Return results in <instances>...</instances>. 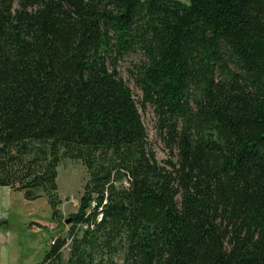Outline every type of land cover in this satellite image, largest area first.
<instances>
[{"label":"trees","instance_id":"16d2710c","mask_svg":"<svg viewBox=\"0 0 264 264\" xmlns=\"http://www.w3.org/2000/svg\"><path fill=\"white\" fill-rule=\"evenodd\" d=\"M63 158L87 180L39 264H264V0H0V186L55 216Z\"/></svg>","mask_w":264,"mask_h":264},{"label":"rangeland","instance_id":"374dc122","mask_svg":"<svg viewBox=\"0 0 264 264\" xmlns=\"http://www.w3.org/2000/svg\"><path fill=\"white\" fill-rule=\"evenodd\" d=\"M136 59V55H126L119 62L117 71L132 90L136 101H140L141 93L128 74L131 63ZM140 115L148 146L157 162L164 164L166 159H173L176 151L167 147L152 108H141ZM57 171V193L61 203L55 216L45 195L26 200L22 192L0 187V264H39L50 247L51 238L56 235V229L51 230L47 223L53 220L58 228L69 227L64 220L76 211L80 203L87 172L80 161L68 158L60 161ZM62 254L66 260L68 250L64 249ZM114 259L121 263L119 256Z\"/></svg>","mask_w":264,"mask_h":264},{"label":"built area","instance_id":"2783aa9c","mask_svg":"<svg viewBox=\"0 0 264 264\" xmlns=\"http://www.w3.org/2000/svg\"><path fill=\"white\" fill-rule=\"evenodd\" d=\"M125 184H127V183L125 182ZM96 205H97L96 201H95V200H91V201H90V208H89L88 211H90L91 209L95 208ZM101 208H102V207H98V208H97V210H99V211H98V214H97L96 222H99V221L101 220V218H102ZM92 226H93V224H90V225H89V228L92 227ZM77 227H78V229H81V228H82V229H86V228H87V225H86V224H83V225H78ZM57 238H58V237H57ZM57 238H52V239L50 240V245H53V244L55 243V241H56ZM69 242H70V239H68V240L66 241V243L64 244V246L62 247V249H61L62 251H63L64 249H67V246H68Z\"/></svg>","mask_w":264,"mask_h":264},{"label":"crops","instance_id":"0c3cea01","mask_svg":"<svg viewBox=\"0 0 264 264\" xmlns=\"http://www.w3.org/2000/svg\"><path fill=\"white\" fill-rule=\"evenodd\" d=\"M0 187H3V186H0ZM6 190H12V189H10L9 187H6ZM36 224L38 225V226H40L39 225V222H36ZM47 226L51 229V230H54V229H56V235L53 237V238H57V237H59V236H64L66 233H67V230H68V227H66V228H58L55 224H54V221L53 220H51V221H49L48 223H47ZM52 239V238H51Z\"/></svg>","mask_w":264,"mask_h":264},{"label":"water","instance_id":"95a60500","mask_svg":"<svg viewBox=\"0 0 264 264\" xmlns=\"http://www.w3.org/2000/svg\"><path fill=\"white\" fill-rule=\"evenodd\" d=\"M68 220H69V219L65 220V223H68Z\"/></svg>","mask_w":264,"mask_h":264}]
</instances>
